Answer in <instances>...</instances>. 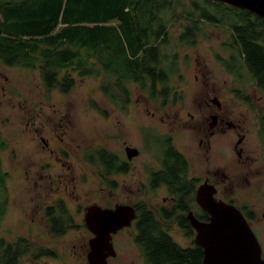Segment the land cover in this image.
I'll use <instances>...</instances> for the list:
<instances>
[{
    "label": "trees",
    "instance_id": "obj_1",
    "mask_svg": "<svg viewBox=\"0 0 264 264\" xmlns=\"http://www.w3.org/2000/svg\"><path fill=\"white\" fill-rule=\"evenodd\" d=\"M178 19L185 23L173 35L171 22ZM205 25L227 32L222 46L229 54L215 56L224 69L235 78L246 73L254 87L264 92V20L209 0H0V62L37 69L47 92L68 93L77 73L100 77L99 91L119 111H125L131 101L130 84L165 107L176 99L174 78L182 77L178 45H193ZM93 101L89 100L90 106L104 115ZM157 140L165 148L160 159L163 168L152 174V183H165L174 195L173 205L162 207L164 217L172 220L173 211L190 210L193 185L187 175L181 176L180 171L188 166L185 156L172 144ZM7 146L0 136V151ZM88 152L89 163L113 187L108 176L122 169L116 154L101 146ZM7 175L0 160V221L8 204ZM137 204L136 241L144 264H199L200 250L198 256L194 250H181L168 234L160 232V219L149 213L153 211L145 203ZM58 212L65 213L62 205ZM198 218L207 220L208 214L201 211ZM53 220H49L50 231L60 237L64 232L51 224ZM176 221L186 224L181 214ZM56 254L55 249L35 248L26 236L0 240V264H21L23 257L35 260Z\"/></svg>",
    "mask_w": 264,
    "mask_h": 264
},
{
    "label": "rangeland",
    "instance_id": "obj_2",
    "mask_svg": "<svg viewBox=\"0 0 264 264\" xmlns=\"http://www.w3.org/2000/svg\"><path fill=\"white\" fill-rule=\"evenodd\" d=\"M171 23L170 31L177 35L185 20H173ZM203 28L193 45H178L182 77H175L174 83L177 90H183L185 94L186 101L182 105L188 106L193 98H198V84L201 82L194 78L196 70L203 81L207 77L214 82L221 101H229L237 115L242 116L244 112L254 134L258 124L256 111L264 107V92L254 87L246 73L240 78L230 76L216 59L217 55L225 57L229 54L222 46L227 32L210 25ZM73 75L75 84L68 93H60L56 89L47 92L37 69L7 66L0 62V136L8 144L0 151L2 169L8 174V204L0 221V240L8 242L18 236H26L35 245L48 246L58 253L55 259L32 261L23 257L21 264H80L78 246L86 241L88 235H83L85 231L79 229L60 237L49 232L43 208L54 199L62 197L78 223L87 205H104L117 199L98 179L96 166L80 159L87 148L103 146L124 155L125 146L136 147L139 154L132 159L130 172L112 176L119 183L114 193L123 200L128 196L132 201L143 199L151 206L163 204L167 192L164 187L157 190L149 188L148 170L158 167V162L156 149L152 142L146 141L145 132H155L157 138L161 135L159 133L174 132V145L200 175L206 173L207 167L223 164L226 158H231L228 165L236 162L232 150L236 140L234 132L212 137V148L206 160L198 152V138L191 132L178 133L176 127L172 132L168 129L167 123L180 104L160 108L159 102L151 101L135 84H130V106L125 111H117L99 91L100 77ZM223 83L228 85L223 88ZM228 87H237L239 93H247L249 107L234 101L226 90ZM223 89L228 93L224 94ZM90 99L104 110V115L89 105ZM187 110L190 109L187 107ZM186 111L184 107V120L187 119ZM41 136L48 142L45 147ZM249 203L259 213L264 211V186L260 194L250 198ZM175 236L178 237L177 234ZM177 240L180 242L179 238ZM130 245L133 246L132 243ZM132 250L126 242L125 246H120L118 253L124 259L122 262L140 264L139 255Z\"/></svg>",
    "mask_w": 264,
    "mask_h": 264
},
{
    "label": "flooded vegetation",
    "instance_id": "obj_3",
    "mask_svg": "<svg viewBox=\"0 0 264 264\" xmlns=\"http://www.w3.org/2000/svg\"><path fill=\"white\" fill-rule=\"evenodd\" d=\"M204 73L205 72H203L202 75ZM227 73L230 76H233L229 72ZM194 78L197 81H199L200 79L201 82L200 84H198V86L200 87L197 95L198 98H193L191 101L189 100L191 103L188 106L182 105L186 101L184 99L185 94L184 92H182L183 90L181 91L177 90L175 83H173V86L176 88L175 91L177 92L176 99L173 105L174 107L177 104L180 105H179V109L174 112V114L171 116V120L167 123L168 129L170 132H172L173 129L176 127L178 133H181L182 131L191 132V134H193L192 136L198 138V143H197L198 152L202 154L206 160H208V154L210 153V150L212 148L210 139L217 134L224 135L228 131L234 132V135L236 136V140L234 144L232 143L233 144L232 150L235 154L236 162L233 163L232 165H228L227 164L228 159L231 158H226L223 164H220L219 166L215 165L212 168L207 167L206 173L204 175H200L198 171L196 172L195 168L192 166V163L185 156V154L174 145L175 133L174 132L172 133L167 132L164 134L159 133L161 135L158 136V138L164 140L165 144L167 143L172 144L178 151L182 153V155L185 156L188 166L187 168L185 167L183 168L184 171L182 170L180 171L181 176L183 175V178L185 179V175H187V178L190 179L193 185V191H191V199L189 202V206L191 207L190 210L173 211V215L170 218L172 220H168L164 217V212L162 207H166V208L171 207L175 201L174 195L170 194L168 187L165 183H158L155 185L152 183V179H153L152 174L163 168V164H161L160 161L161 152L163 148L159 144V140H157L156 138L157 136L155 135V132H145L146 141L149 144L152 142L153 147L156 149L157 152L156 157L158 162V167L148 170V181H149V188H151L152 190H157V188L160 187H164L166 189L167 195L163 197V204L151 206L148 205L146 201L143 199H137L132 201L131 197L129 196L128 199L123 200L119 198L118 194L114 193L118 188L119 183L117 182V180L113 179L112 176L119 174L122 175L128 174L131 170L130 167L131 161L132 159L138 156L139 150L131 145L125 146L124 155H120L110 150L111 152L116 154V157L120 161V163H118L117 165L122 167L120 171L114 172L113 174L108 176L109 180L114 182L113 187L109 186L106 183V181L103 180L97 173L96 175L100 180V182L103 185H105L107 188H109L111 192H113V197H116L117 199L114 200V202L112 203H106L104 205H99V204H95V205H98L103 209L114 208L116 205L119 204L129 205L133 207V209L135 210V216L129 221L128 225H123L122 227L119 226L117 227L115 232H111L110 241L112 243L113 255L109 254L108 256H106L105 258L106 264H126L122 262V260L124 259L122 255L118 253V250H120V246L121 245L125 246V242L128 244V247L133 249L132 253L134 254L136 253L139 255V258L141 260L140 264H144V259L141 254V249L136 241L137 227L139 226V221H140L139 213L136 209L138 202L145 203V205L150 210L153 211L149 213L151 215L154 214V216L160 219V221H158V223L160 224L159 225L160 232H162L163 234H168V236L176 242V244L181 250H194V252H192L194 256L195 254L198 256V250H200L201 257L199 259V264H201L203 258L202 248L195 243L194 240L195 229L190 224L188 213L191 211L194 217H196L198 220H201L198 218V214L203 210L200 208L196 200V191L199 185L203 183H207L214 187L213 197L216 200H221L227 204L233 205L242 213V215L245 217L247 223L249 224L250 228L252 229L253 233L255 234L260 244L261 255L264 258V227H263L264 211L259 213V211L249 203L250 198L254 196L256 193L260 194L262 192V187L264 186V107L260 108V111H256L258 116V124L254 134H252L250 130V126L246 122L245 119L246 115L244 114V112L242 116L241 114L237 115L235 111L232 109L229 101L228 102L221 101V99L219 98L220 94H216L217 89L213 81H209L207 77L203 81L202 76L200 77L199 73L196 70L194 72ZM225 85H228V83H223L222 85L223 88ZM238 89L239 88L237 87H228L226 90L227 91L229 90L230 92L229 95L230 97L233 98L234 101L236 100L240 102L239 103L240 106H246V108H248L249 99L246 97L249 96L247 95V93H239L240 91ZM223 91H225V89H223ZM227 93L228 92L226 91L224 92V94ZM130 103L128 104L129 106ZM184 107H185V111L187 110V107L188 109H190L186 111L185 114V116H187L186 120L182 118L184 117L182 115V109ZM160 108H166V106ZM114 109L119 111L117 108ZM239 112H241V110ZM250 134H252L251 138H250ZM40 140L43 143L44 147L48 145V142L46 141L45 138H43V136H41ZM127 147L135 148L137 150V154L133 155L132 157H129L126 151ZM93 148H87L83 150V152L80 155V159L86 163H89V161L87 160V154L89 153L88 151L92 150ZM163 150H165V148ZM176 173L178 176L177 170ZM183 188L184 187H181V189ZM138 190L140 191L139 188ZM141 192L144 193V191ZM109 196L110 198L112 197L111 195ZM243 197L245 200L243 199ZM61 205L64 207L65 210L63 216H61V214L58 212V208ZM86 207L84 208L83 216L81 217V222L79 223L74 220L62 197H58L54 199L51 203H49L47 206L43 208L44 217L45 219H47L46 221L50 233L51 231L49 228V220L53 217L55 221L53 220L51 224L61 228L64 232L63 235L75 229L77 230L79 229L80 231H85L83 235H88L86 241L78 246V251L80 253V264H90L88 260V254L90 252L89 240L95 235L88 228L85 222L84 216L86 212ZM49 211H51V213L53 212L52 215L51 213L50 215L48 214ZM178 214L185 216L186 224L184 221V226H180L179 223L176 221ZM58 215L60 216L57 217ZM207 220L202 219L201 221H207ZM174 233L177 234L178 237H176ZM176 238L177 239L179 238L180 242ZM130 243H132L133 246H131ZM35 248L38 249L43 248L47 250L53 249V248H49L48 246L44 247L37 245H35ZM106 252H108V250L105 251V253ZM57 255L58 253L54 257L41 255L37 259L40 260H42L43 258L55 259L57 258Z\"/></svg>",
    "mask_w": 264,
    "mask_h": 264
},
{
    "label": "water",
    "instance_id": "obj_4",
    "mask_svg": "<svg viewBox=\"0 0 264 264\" xmlns=\"http://www.w3.org/2000/svg\"><path fill=\"white\" fill-rule=\"evenodd\" d=\"M246 10L264 20V0H209ZM128 156L137 154L132 147L126 149ZM212 185L203 183L196 191L200 208L208 214L207 221L198 220L188 213L195 229V243L202 248L201 264H264L260 244L242 213L233 205L213 197ZM135 216L129 205L101 208L91 204L86 207L85 222L95 234L89 240L90 264H106V256L112 254L111 232L128 225ZM105 253V251H107Z\"/></svg>",
    "mask_w": 264,
    "mask_h": 264
}]
</instances>
